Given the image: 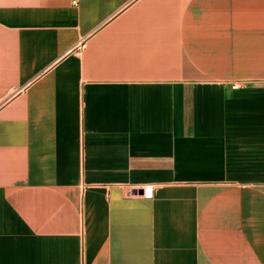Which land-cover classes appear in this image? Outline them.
Segmentation results:
<instances>
[{"label":"crops","instance_id":"0c3cea01","mask_svg":"<svg viewBox=\"0 0 264 264\" xmlns=\"http://www.w3.org/2000/svg\"><path fill=\"white\" fill-rule=\"evenodd\" d=\"M0 264H264V0H0Z\"/></svg>","mask_w":264,"mask_h":264},{"label":"built area","instance_id":"2783aa9c","mask_svg":"<svg viewBox=\"0 0 264 264\" xmlns=\"http://www.w3.org/2000/svg\"><path fill=\"white\" fill-rule=\"evenodd\" d=\"M143 194L146 197L151 196V194H152V186L151 185H145V186H143Z\"/></svg>","mask_w":264,"mask_h":264}]
</instances>
